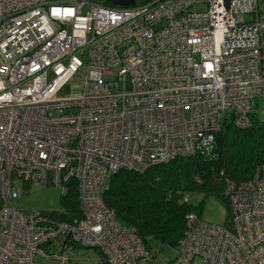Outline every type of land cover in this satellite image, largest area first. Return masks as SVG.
Wrapping results in <instances>:
<instances>
[{"label": "built area", "instance_id": "1", "mask_svg": "<svg viewBox=\"0 0 264 264\" xmlns=\"http://www.w3.org/2000/svg\"><path fill=\"white\" fill-rule=\"evenodd\" d=\"M133 3L0 0V264L77 263L78 247L106 264H157L102 200L109 178L208 152L223 121L245 128L253 110L264 115L253 108L264 99V0ZM73 81L79 92L63 94ZM255 169L222 177L228 220L187 214L164 264H264ZM70 179L78 219L15 204L28 187L65 193Z\"/></svg>", "mask_w": 264, "mask_h": 264}, {"label": "trees", "instance_id": "2", "mask_svg": "<svg viewBox=\"0 0 264 264\" xmlns=\"http://www.w3.org/2000/svg\"><path fill=\"white\" fill-rule=\"evenodd\" d=\"M257 105L255 102L253 108ZM250 121L245 128L230 120L223 121L208 152L177 156L142 173L119 170L109 178L102 200L121 224L134 228L144 247L155 256L165 249L174 252L185 231L186 215L201 214L202 201L193 205L182 196L216 194L227 203L222 195V177L249 180L255 168L264 165V115L253 110ZM66 184V192L61 193L59 201L62 211L53 213L72 221L81 216L78 184L74 179Z\"/></svg>", "mask_w": 264, "mask_h": 264}, {"label": "rangeland", "instance_id": "3", "mask_svg": "<svg viewBox=\"0 0 264 264\" xmlns=\"http://www.w3.org/2000/svg\"><path fill=\"white\" fill-rule=\"evenodd\" d=\"M138 2H143L146 0H137ZM204 6L196 5L193 6L192 10L202 9ZM81 85L78 83H67L62 88L63 94L76 93L79 92ZM258 104L260 107H264V99H258ZM228 115V113H227ZM27 188V187H26ZM27 191V192H26ZM23 190L22 197L17 200V206L20 209L27 211H46V212H56L62 211L60 196L61 190L57 186H49L46 188L39 187H28ZM188 200L190 204L196 205L202 201L200 218L202 221L213 224L223 225L229 218V208L228 204L220 195L209 194L203 195V193H189ZM78 256L73 258L77 263L71 264H106L101 261L100 252L97 249L92 248H82L78 247ZM174 256V252L165 249L164 251L157 252L155 259L157 264H164L166 259ZM77 259V260H76ZM53 259L47 258L38 254L34 258V264H56ZM70 262V261H69Z\"/></svg>", "mask_w": 264, "mask_h": 264}, {"label": "water", "instance_id": "4", "mask_svg": "<svg viewBox=\"0 0 264 264\" xmlns=\"http://www.w3.org/2000/svg\"><path fill=\"white\" fill-rule=\"evenodd\" d=\"M111 4L119 6L133 5L135 0H108Z\"/></svg>", "mask_w": 264, "mask_h": 264}]
</instances>
